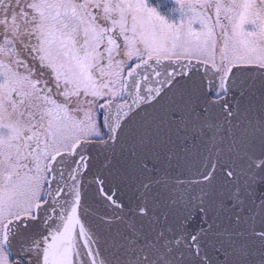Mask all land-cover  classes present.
Listing matches in <instances>:
<instances>
[{
	"label": "snow or ice",
	"instance_id": "6c2138e0",
	"mask_svg": "<svg viewBox=\"0 0 264 264\" xmlns=\"http://www.w3.org/2000/svg\"><path fill=\"white\" fill-rule=\"evenodd\" d=\"M0 264H264V0H0Z\"/></svg>",
	"mask_w": 264,
	"mask_h": 264
}]
</instances>
